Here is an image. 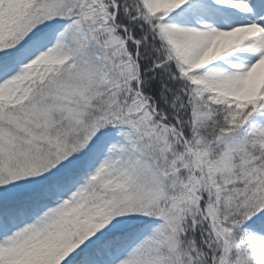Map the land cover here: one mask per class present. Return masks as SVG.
Instances as JSON below:
<instances>
[{
    "label": "snow or ice",
    "instance_id": "obj_1",
    "mask_svg": "<svg viewBox=\"0 0 264 264\" xmlns=\"http://www.w3.org/2000/svg\"><path fill=\"white\" fill-rule=\"evenodd\" d=\"M0 264H264V0H0Z\"/></svg>",
    "mask_w": 264,
    "mask_h": 264
}]
</instances>
